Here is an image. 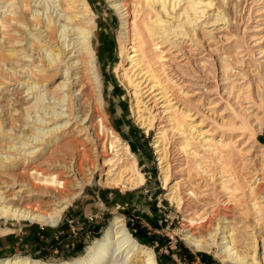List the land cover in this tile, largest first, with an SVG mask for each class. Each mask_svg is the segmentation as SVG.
Returning a JSON list of instances; mask_svg holds the SVG:
<instances>
[{
  "label": "bare ground",
  "instance_id": "bare-ground-1",
  "mask_svg": "<svg viewBox=\"0 0 264 264\" xmlns=\"http://www.w3.org/2000/svg\"><path fill=\"white\" fill-rule=\"evenodd\" d=\"M125 1L111 0L123 22L118 74L122 83L134 90L132 94L135 96L137 92L139 95L133 111L141 127L149 132L158 123L156 121L168 116V123L157 125L158 139L154 147L168 200L184 213L185 238L196 249L213 252L231 264H264V145L259 140L264 131V0H143L137 3L142 6L139 9V13H143L141 22L136 20V15L130 21L132 13ZM9 2L13 9L2 17V4ZM33 2L36 5L33 6ZM41 2L0 0V76L5 64L14 69L12 76L29 73L25 76L29 79L19 77L18 81V84L27 83L23 91L28 92L41 85L36 80L39 75L47 80L50 71L55 76L60 72L64 74L65 67L73 75L76 65L80 68L77 73L80 81L73 90L75 81L67 84L71 77L64 75L63 81L53 82L49 89H44L46 97L40 92L34 94L24 115L30 117L40 109L43 113H52L57 120L54 127L46 131L42 130L43 125L38 127L41 135L35 128L36 131H23L20 141H16V136H7L4 122L8 123V132L14 130L15 124L2 114L17 111L14 97L4 99L0 92V172L9 170L12 176L3 182L6 186L0 182V220H30L56 225L68 205L85 185L92 182L90 174L95 170L90 174L81 171L87 149L106 157L99 165L106 170L103 174L106 175L103 178L106 186L136 189L144 182V175L139 169L137 155L108 119L95 44L98 20L90 1L45 0V9L50 10L51 4L57 2L66 8L65 14H59L61 24H57L58 16L54 17L51 12L44 18ZM212 9L213 13L209 14ZM29 30L34 32L30 39ZM149 38L155 41L154 48L147 49L151 43ZM24 42L26 44L22 45ZM158 63L165 80L157 68ZM26 67L24 71L22 68ZM7 76L4 75L8 79ZM32 78L34 80L30 82ZM165 83L172 84L168 87ZM64 87H68L66 96L73 108L75 91L81 95L77 106L82 115L77 114V117L82 122L80 132L85 131V138L79 141V147L83 146L84 151L72 155V142L66 140L68 137H62L63 132L58 133L69 122L62 123L59 112L44 101L46 98L64 101L60 92ZM91 93L95 95L93 99L88 98ZM170 96L174 98L170 99ZM173 99L181 102L180 113L172 109L177 103L172 102ZM206 101H209L208 108H222V111L216 114L217 109L210 113L204 108ZM48 109L51 110L47 113ZM167 126L184 135L175 143L188 157L182 159L170 154ZM204 127L208 129L204 130ZM186 131L215 157L211 162L219 163L211 173L203 165L206 156L194 149ZM217 131L221 133L220 139L215 141L213 148V137L207 138V135H215ZM89 141L93 144L87 148L85 143ZM240 145L242 147L238 149ZM53 147L64 156L71 155V160L64 161L66 171L45 173L31 167L30 182L18 177L19 166L35 164L39 159L37 151L41 149L46 155ZM3 151L6 155H2ZM189 156L194 159L190 160ZM238 156L240 165L230 169L228 166L236 163ZM192 160L195 163L192 169H199L201 178H194L191 169L188 170ZM8 162H11L9 166ZM62 174H66L67 179L62 178ZM70 183L68 190L65 186ZM19 186L24 189L14 191ZM247 187H250L252 208L258 218L252 225L245 222L237 226L232 204L238 197L235 193L247 195ZM21 192L28 195L23 196ZM38 195L53 197L49 208L43 209L41 203L35 201ZM0 264L52 263L19 255L0 259ZM60 264L159 263L154 250L131 234L123 217L115 216L84 256Z\"/></svg>",
  "mask_w": 264,
  "mask_h": 264
},
{
  "label": "rangeland",
  "instance_id": "rangeland-1",
  "mask_svg": "<svg viewBox=\"0 0 264 264\" xmlns=\"http://www.w3.org/2000/svg\"><path fill=\"white\" fill-rule=\"evenodd\" d=\"M89 1L98 20V34L95 38V44L96 49L99 52L98 60L100 73L104 83L108 119L110 124L118 131L117 134L122 136L124 143H129L131 150L135 155H137L139 169L144 175V182L138 188L131 190L121 186H106L103 183V178L106 177V175L103 174L106 170L99 167L100 163L106 157L100 155L99 153H95L93 150L85 149L87 159L83 161L81 171L86 174H90L91 170H95L93 174H90L92 182L85 185L86 187H84L83 191L68 205L56 225L35 223L30 220H0V259L20 255L52 264L74 261L87 253L93 242L102 236L103 232L115 216H121L124 218L127 228L131 234L142 244L154 250L159 264H231L221 260V258L215 256L213 252L196 249L193 245H190L191 243L189 240L185 238V229L183 226L185 223L184 213L181 210H178L176 206L168 200V190L163 186L161 165L159 164L158 155L155 152L156 148L154 147L156 140L158 139L157 125L159 122L168 123V116L164 119L156 121L158 123L155 124L153 129L149 130V132H147V129L141 127L138 123L139 121L136 120V116L133 111V104L139 99V95L136 92L134 96L132 94L134 90L131 91L127 88L122 83L118 74L122 60L120 36L123 22L121 16L112 5L111 0ZM138 1L143 2V0L125 1L128 3L132 13L130 21H133L134 15H136L137 21L141 22L143 20V13H139V9L142 6L141 4H137ZM44 2L45 0H42L40 3L41 13L44 14V18H47L51 12L54 17L58 16L57 24H61V21H59V14H65L67 12L66 8L60 6V3L57 2L55 4H51L52 6L50 5V10L45 9L44 4L46 3ZM215 2H218V0H215ZM10 4V2L2 4V17L9 14V10L13 9L9 7ZM32 5H36V3L33 2ZM143 6H145V3H143ZM212 13L213 9L209 11V14ZM164 18L167 19V17ZM204 19L205 18L201 20ZM174 21H176V19ZM232 29L234 30V28ZM205 30H207V28ZM215 31H218V29ZM32 33L30 30L27 32L29 39L33 37L31 36ZM236 33L238 34V32ZM60 34L61 31L58 35ZM192 34L194 33L192 32ZM149 39V42H151L149 47L147 48L148 45H145L144 47L151 49L152 46L154 48L153 43H155V41H152L151 38ZM24 44H26V42L22 43V45ZM69 56L73 57V54H70ZM9 65L10 64H5L3 66V71L1 70L3 75L0 76V92H3L1 93L3 94L2 96L4 99H7L9 96H11V98L12 96L14 97V101L16 103L15 109H17V111L7 114L3 112L2 114L6 115L4 118L12 120L15 124L14 130L8 132V123L6 121L4 122L7 136H16V141H20L22 139L20 134L23 131H34L42 125V130L46 131L50 129V127H54L53 123L57 120L56 117H53L52 113H48L51 109L46 110L48 114L43 113V110L36 109V112L30 114V117L24 115V109L28 106L27 104L33 95L40 92L44 95V97H46L47 94L44 92V89H49L48 87H51L53 82L58 83L63 81L62 79H65V77H71L66 81L67 84L73 82V80L75 81V86H71L73 87V90H76L80 81V78L77 75L80 68L74 65L73 75L66 71V67L64 68V74L60 72L55 76V74L50 71V76L47 80H45L46 78L43 76L39 75L35 78L41 85L26 92L23 91V89L27 88V83L18 84V81L19 77H21L20 79L22 80L29 79V77H25L29 76V73H22L19 77L13 75V77L11 75V70L14 71V69ZM27 68L28 67H26V69H22L25 71ZM157 68L160 71L161 77L165 80V74L161 71L159 63L157 64ZM19 69H21V67ZM4 75H8L7 77L9 78L7 79ZM64 75L66 76L64 77ZM11 76L12 78L10 80ZM33 80L34 78L29 81L33 82ZM171 84L169 83L168 85L165 83L168 87L171 86ZM67 89L68 87H64L60 90L61 94L64 95V101L50 98H46L44 101L47 102L45 104L53 108L54 111L56 110L59 112L60 118L63 120L61 121L62 123L66 121L69 122L68 125L63 127L58 133L63 132V134L61 133V135H63L62 137H68L66 140L68 141L69 139V141L72 142V155L73 153H77L79 150H81V152L84 151L83 146L79 147V141L85 138V131L80 132L82 129V122L78 121L79 117L82 115V113H80V107L77 106L81 97L80 92L75 91L74 93L75 108H73L69 104L70 98L66 96ZM30 92H33V94ZM171 93L172 92H169V95H171ZM94 96L95 95L91 93L88 98L93 99ZM172 98L174 97L170 96V99ZM173 101L177 103L172 105V109L180 113V108L183 107L180 106L181 102H178L177 99H173L172 102ZM208 102L209 101L204 102V108H206L207 111H210V113H213V111L217 109L218 112H216V114H219L222 111V108H208ZM140 104L141 103H139V106H141ZM137 108L139 109V107ZM11 114L15 115L13 116ZM77 114L79 117H77ZM37 118H39V120H37ZM167 129V141L170 139V144H168L170 154L174 157L178 155L182 159L188 157L185 152L182 153L177 149L175 143L177 140L182 139L184 135H181L178 131L171 129V126H167ZM206 129H208V127H204V130ZM39 131L40 130L38 129L36 132L38 133ZM111 132L112 128H110V134L113 135ZM39 134L40 132L38 135ZM220 134L221 133L217 131L215 135H207V138L213 137V141H211L213 148L215 147V141L220 139ZM185 135L191 138V142L194 143V149H197L201 155L206 156L203 165L208 167L207 170L211 173L213 169H216V165H219V163L214 164V162H211V160L215 157L211 155L208 149H204V147H202L198 139L192 138L189 131H186ZM92 137L93 136L90 138ZM47 138L51 139L50 136ZM259 140L260 143L264 145V131L263 134L259 136ZM88 143H85L87 148L93 144L92 141H89ZM34 144H37V142ZM43 146L44 145H41V147ZM27 147L29 146H25V148ZM241 147V145L238 146V149ZM37 152L38 153L36 154H38L39 159L35 161V164L19 166L17 172L18 177L21 180H25L27 182L31 181V178H29V174L32 173V171H29L31 167H35L45 173L55 172L56 170L66 171V168L64 169L63 167L66 164L64 161L71 160V155L64 156L56 147H53L51 152L46 155H44V152L41 151V149ZM2 155H6L5 151H3ZM46 156L47 160H45ZM189 158L190 160L194 159L191 156H189ZM235 161L236 163H232L228 166L230 169L234 166L237 167L240 165V156L235 157ZM193 163V160L189 162L188 170L191 169L194 178H197V176L198 178H201V175H198L199 169H192V166L195 167V163ZM6 164L9 166L11 162ZM8 171L9 170H3V172H0V182L3 186H6V183L3 182L10 180V177H12L9 175ZM61 177L67 179L66 174H62ZM193 180L194 179H192L191 182H193ZM71 184L72 183L67 184L65 188L68 190L71 189ZM231 185L232 184H230V186ZM20 188L24 189L19 186L15 187L14 191H18ZM5 189L8 190L9 188L5 187ZM224 191L226 192V190L223 189V192ZM246 192L247 195L244 196L241 192L235 193L238 197L232 204L234 212L236 213L237 226H242L245 222L247 225H252L258 218L257 212L252 208L253 200L250 196V187L246 188ZM21 194H23V196L28 195L27 192H21ZM51 198L53 199L50 195H38L35 201L38 200V202L41 203L40 206L43 209H47L50 207Z\"/></svg>",
  "mask_w": 264,
  "mask_h": 264
}]
</instances>
